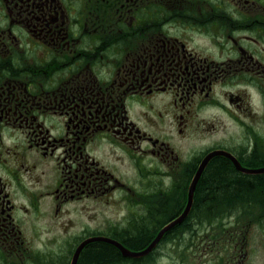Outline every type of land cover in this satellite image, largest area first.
I'll use <instances>...</instances> for the list:
<instances>
[{
  "label": "flooded vegetation",
  "instance_id": "flooded-vegetation-1",
  "mask_svg": "<svg viewBox=\"0 0 264 264\" xmlns=\"http://www.w3.org/2000/svg\"><path fill=\"white\" fill-rule=\"evenodd\" d=\"M215 150L197 186L218 157L264 173V0H0V264L154 239ZM197 188L144 257L203 239Z\"/></svg>",
  "mask_w": 264,
  "mask_h": 264
},
{
  "label": "rangeland",
  "instance_id": "rangeland-1",
  "mask_svg": "<svg viewBox=\"0 0 264 264\" xmlns=\"http://www.w3.org/2000/svg\"><path fill=\"white\" fill-rule=\"evenodd\" d=\"M192 180H188L186 188H190ZM173 182L176 181H172L171 184ZM240 208L241 212L233 213L223 223L220 221L210 223L204 219L203 232L199 234L203 239H165L156 248L157 251L165 255L137 257L138 260L135 263L264 264V210L259 204L253 202L242 204ZM230 209H233V212L237 211L234 207ZM73 216L77 221L75 228L79 231L81 229L80 221L83 218L82 216L77 217L76 213ZM216 218L218 219V217H214V220ZM197 229V227L187 229V234L183 229L174 235H197ZM192 230L193 233H191ZM69 232H71V228H69ZM63 240L60 239L61 242Z\"/></svg>",
  "mask_w": 264,
  "mask_h": 264
},
{
  "label": "trees",
  "instance_id": "trees-1",
  "mask_svg": "<svg viewBox=\"0 0 264 264\" xmlns=\"http://www.w3.org/2000/svg\"><path fill=\"white\" fill-rule=\"evenodd\" d=\"M255 162L256 159L250 158L248 165H255ZM197 187L194 215H203L207 222L223 223L233 213L241 212L242 204L249 202L259 204L264 210V173H243L225 158L218 157L208 165ZM233 207L236 210L240 209L233 212V209H230ZM214 217L218 219L214 220ZM152 240L138 239L133 242L125 240V242L134 249H141L149 245ZM137 260L138 258L135 257L123 256L111 243L96 241L87 248L80 264H136Z\"/></svg>",
  "mask_w": 264,
  "mask_h": 264
},
{
  "label": "water",
  "instance_id": "water-1",
  "mask_svg": "<svg viewBox=\"0 0 264 264\" xmlns=\"http://www.w3.org/2000/svg\"><path fill=\"white\" fill-rule=\"evenodd\" d=\"M212 155L208 156L204 161L203 163L200 165L196 175L194 176L192 182H191V185H190V188H189V201H188V204L184 210V212L176 219H174L171 223H169L167 226H165L164 228H162L160 230V232L158 233L157 237L144 249L142 250H139V251H131L129 249H127L121 242L117 241L116 239H113V238H110V237H106V236H93V237H89L87 238L84 242H82L79 247L77 248L75 254H74V257H73V260H72V264H77V261H78V258H79V254L81 252V250L83 249V247L85 246L86 243L88 242H91V241H95V240H102V241H106V242H109V243H112L114 244L115 246H117L121 251L122 253L125 255V256H141V255H144L148 252H150L152 250V248L156 245V243L160 240V237L161 235L167 231L168 229L172 228L173 226H175L176 224L180 223L188 214L191 206H192V203H193V192L196 188V185H197V182L199 180V177L201 175V173L203 172L205 166H206V163L207 161L209 160V158L211 157ZM238 164V163H237Z\"/></svg>",
  "mask_w": 264,
  "mask_h": 264
},
{
  "label": "bare ground",
  "instance_id": "bare-ground-1",
  "mask_svg": "<svg viewBox=\"0 0 264 264\" xmlns=\"http://www.w3.org/2000/svg\"><path fill=\"white\" fill-rule=\"evenodd\" d=\"M188 192V191H187ZM187 200V199H186ZM180 213V212H179ZM192 236V235H191ZM180 238V237H179ZM160 253V252H159Z\"/></svg>",
  "mask_w": 264,
  "mask_h": 264
}]
</instances>
